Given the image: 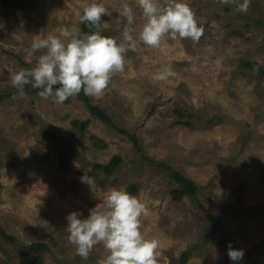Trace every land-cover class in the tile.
<instances>
[{
  "label": "rangeland",
  "instance_id": "1",
  "mask_svg": "<svg viewBox=\"0 0 264 264\" xmlns=\"http://www.w3.org/2000/svg\"><path fill=\"white\" fill-rule=\"evenodd\" d=\"M8 1L0 3V264H98L107 250L98 244L87 259L77 256L66 216L86 218L112 188L145 205L140 228L159 240L158 264H178L188 249L185 264H233L211 241L207 215L217 239L244 250L240 264H264V0H250L247 12L238 10L243 0H186L203 35L197 43L165 35L156 48L138 40L145 18L127 0L137 45L102 95L83 93L110 122L78 95L56 104L30 84L20 98L11 84L13 72L34 67L45 51L27 56L35 35L80 30L92 0ZM96 2L111 12L101 34L121 40L122 0ZM164 69L174 75L154 81ZM114 155L121 162L111 173L95 168ZM173 171L195 183L204 209ZM82 175L94 178L93 188Z\"/></svg>",
  "mask_w": 264,
  "mask_h": 264
},
{
  "label": "clouds",
  "instance_id": "2",
  "mask_svg": "<svg viewBox=\"0 0 264 264\" xmlns=\"http://www.w3.org/2000/svg\"><path fill=\"white\" fill-rule=\"evenodd\" d=\"M221 5H229L233 0H218ZM145 18L138 40L152 48L159 47L165 35L172 39L190 38L197 43L203 35L195 14L186 0H171L167 6L159 0H137ZM250 0L238 4L240 12H247ZM109 9L92 0L83 9L81 23H87L96 30L81 34L79 29H61L59 35L36 34L27 56L41 54L34 67L22 68L11 74V84L20 98L27 95L26 85L39 89L43 99L52 97L54 103L62 104L70 97L83 91L87 96L102 95L109 86L114 73L124 70L128 49H135L137 38L131 27L135 20L133 7L122 0L119 15L127 21L121 33L122 39L101 34L102 16H110ZM0 27H3L0 24ZM174 73L164 69L153 74L154 81H166ZM80 181L94 187L92 176L82 175ZM146 208L139 198L126 190L112 188L102 203L89 209L86 218L73 211L67 214L68 241L75 246V254L87 259L98 244H103L108 255L98 264H158L159 240L147 239L140 228V218ZM228 258L233 264H240L245 253L234 249L229 243Z\"/></svg>",
  "mask_w": 264,
  "mask_h": 264
},
{
  "label": "trees",
  "instance_id": "3",
  "mask_svg": "<svg viewBox=\"0 0 264 264\" xmlns=\"http://www.w3.org/2000/svg\"><path fill=\"white\" fill-rule=\"evenodd\" d=\"M0 3L4 6H7L9 4L8 0H0ZM96 29L91 26L90 24L87 23H81L80 26V33L81 34H87V33H91L93 31H95ZM102 35L110 37V35L106 34V33H102ZM78 96L85 102V104L87 105V107L89 108L90 112L92 113V115L100 118L101 120H104L106 122H110V118L103 113L99 108H97L96 106L92 105L88 98L83 94V92L81 91L80 94H78ZM73 124H76V121L72 122ZM184 124H189L190 123L188 121L184 122ZM45 136H47V133L45 134ZM132 140L136 142V139L132 136ZM102 145V144H101ZM121 162V158L118 155H114L108 163L106 164H100V165H95V168L101 169L103 170L105 173H111L116 167L119 166ZM171 178L174 180V182H176L178 184V186L187 194L189 195L193 200H195L198 204V206L202 209H204V207L202 206V204L198 203V199H197V186L195 185V183L189 179L188 177H186L185 175H183L181 172L179 171H173L170 174ZM208 219L210 220V239L212 242L216 243L217 245H219L220 247H222L224 249V252L227 255V250H228V246L229 244L226 243L223 239L220 240L219 238H216V224L214 221V218L211 215H207ZM2 234L1 230H0V235ZM45 246L44 244L41 243H36L33 245V249L36 251H41L42 249H44ZM192 256V250L188 249L184 252H182L180 254L179 257V262L178 264H185L188 259ZM228 257V255H227Z\"/></svg>",
  "mask_w": 264,
  "mask_h": 264
}]
</instances>
